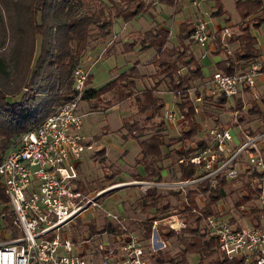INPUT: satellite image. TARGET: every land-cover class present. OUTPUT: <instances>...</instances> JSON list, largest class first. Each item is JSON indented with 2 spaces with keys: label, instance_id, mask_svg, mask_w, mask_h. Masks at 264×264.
<instances>
[{
  "label": "trees",
  "instance_id": "1",
  "mask_svg": "<svg viewBox=\"0 0 264 264\" xmlns=\"http://www.w3.org/2000/svg\"><path fill=\"white\" fill-rule=\"evenodd\" d=\"M159 1L170 7L174 4V0ZM214 3L216 10L211 16H219L223 13L220 0H214ZM151 5V2L144 0H0V158L16 137L37 126L56 105L74 94L72 72L90 43L106 38L111 33L115 19L127 22L146 12ZM233 5L238 15V22L235 24L238 33L233 37L237 46L232 56H224L214 65L215 69L224 74H233L238 62L258 58L256 41L250 34V29L264 22V6L261 0H233ZM192 29L191 22H179L175 36L176 46H168L166 29L157 25L137 33L131 42L121 46L122 52H129L136 45L141 51L152 49L154 56L150 64L156 70L155 77L161 75L151 87L143 88L135 97L136 112L143 115L142 123L123 119L118 129L124 132V137L136 139L138 151L135 161L140 165L142 175L134 174L133 180L162 181L160 163L162 159L170 156H174L178 180L188 179L195 173L191 164L178 162L193 152L191 142L197 147L204 144L201 138L194 139L199 127L188 95V90L193 89V97L199 96L192 82L203 79L201 65L189 51ZM212 53H223L217 39L214 41ZM140 78L142 75L136 68H132L99 88L85 89L81 100L99 101L101 95L117 88L123 80L128 79L127 85L133 87V80ZM161 81L167 91L174 93L178 100L176 108L182 115V120L178 122L177 136L168 138L164 144L168 148L165 153L161 150V137L165 130L162 120L163 104L156 95ZM88 82L89 76L86 77L85 84ZM118 94L119 97L123 95L121 90H118ZM203 99L210 102L211 98L204 96ZM211 101L224 103L225 99L218 97ZM258 101L264 106V93L259 95ZM247 102L250 108L245 111L246 114L262 115L255 100L250 99ZM241 106V101L235 99L233 106L228 107L229 112H237L235 119L239 123L243 121ZM143 131H147L148 135L140 138L141 134L137 133ZM256 131H264V116ZM174 144H178V147L173 148ZM261 151L264 155V147ZM240 179V190L244 194L232 200V207L238 212V206H245L250 226L264 228V208L259 209L253 203L256 188L250 185L248 177L242 176ZM234 182L236 179L227 183L221 180L213 188H208L207 182L198 183L194 188L186 190L188 205L181 202L178 192L168 191L179 200L176 209L180 206L183 208L174 212L188 213L191 221L178 233L170 230L165 235L161 234L164 239L175 237L179 248L173 254L158 251L150 258V264H188L186 255L197 257L194 264H241L240 261L228 259L219 252L215 241L199 230V217L189 212L196 207L194 199L200 193L203 195L204 206L199 211L202 214H212V206L224 197V189ZM78 187L81 188V185L78 184ZM0 203L3 224L9 228L11 215L5 206L7 199L1 189ZM136 205L144 213L153 209L152 215L139 222L141 237L147 239L150 221L169 214L167 211L171 205L153 187L144 191ZM87 229L90 236L103 232L119 233L116 227L105 220L98 227L92 222Z\"/></svg>",
  "mask_w": 264,
  "mask_h": 264
},
{
  "label": "built area",
  "instance_id": "2",
  "mask_svg": "<svg viewBox=\"0 0 264 264\" xmlns=\"http://www.w3.org/2000/svg\"><path fill=\"white\" fill-rule=\"evenodd\" d=\"M205 1L208 0H189V5L198 8ZM261 2L264 6V0ZM191 23L189 40L192 43L205 49L217 39L224 55H233L230 48L233 34L228 26L213 27L208 16L207 19L198 17ZM165 29L169 40L173 23ZM248 62L245 68L233 74L214 71L206 79L205 96L212 100L224 98L226 104L231 102L229 107L239 99L242 111L246 105L244 96L254 88L255 79L264 76V63L256 59ZM86 77L87 71L77 65L72 72L74 94L56 105L37 126L16 137L0 158V189L11 215L10 227L1 225L5 238L0 239V264H150L152 255L165 249L161 234L170 230L178 233L189 222L186 212L169 213L151 220L149 236L143 239L142 230L136 233L128 229L123 217L101 208L98 199L106 189L92 194L81 193L78 187L82 182L78 172L80 157L83 151L92 149L80 134L82 118L87 114L79 109ZM188 95L196 116L195 103L201 101V96L193 97L190 90ZM251 95L256 102L257 96ZM236 113H231L234 118ZM162 120L174 125L182 120V115L177 109L168 107L162 111ZM206 129L201 137L204 144L197 147L191 142L193 152L178 160L194 167L191 177L159 182L132 180L130 184L142 185L144 189L176 191L181 202L188 205L186 190L198 183L207 182L208 188H213L218 181L227 183L245 176L256 188L253 203L259 209L264 208V155L261 151L264 131H244L235 119L231 126L213 125ZM194 200L196 207L189 212L199 217V230L215 241L219 252L241 264H264V228L252 227L249 222L244 225L238 217L245 215L238 216L220 207L218 202L222 199L214 204L212 214L199 211L204 206L202 194ZM90 208L101 210L102 219L116 227L119 233L112 235L110 240L99 239L92 247L80 251L77 243L66 234L67 225ZM243 208L246 207L238 206V212L242 213ZM0 219L3 220V214Z\"/></svg>",
  "mask_w": 264,
  "mask_h": 264
},
{
  "label": "rangeland",
  "instance_id": "3",
  "mask_svg": "<svg viewBox=\"0 0 264 264\" xmlns=\"http://www.w3.org/2000/svg\"><path fill=\"white\" fill-rule=\"evenodd\" d=\"M144 1L151 2L152 4L146 12L136 15L133 19L127 22H123L121 19L114 20L111 30L112 32L106 38L102 39L104 43L101 47H103L105 43L108 47L107 49H104L105 51L103 50L102 54H100L101 58L90 68L88 72L90 83L88 82L86 87L94 89L99 88L110 79L127 73L132 68H136V70L138 69L142 73V78H140V80L134 79L133 87L127 85L128 79L123 80L117 88L103 94L99 101H91L92 103L90 102V106L88 105L85 107L86 110H89L91 113L88 115L86 114L82 118V129L80 133H82L83 130V133L87 136L88 140L93 143V147L91 150H85L81 153L80 163L78 165L79 178L85 183H80L81 193L92 194L98 190L106 189L102 193L103 195L98 199L101 208L123 217L126 221L127 228L136 233H138V230L140 229L139 222L143 221L147 216L152 215L153 209L151 212L148 211L147 213H144L136 205L139 197L146 190L142 185L130 184L133 180V175L140 167L135 161L138 147L136 139L124 137V132L119 131L118 129L121 125V120L123 119L129 122L137 121L142 123L143 115L136 112L135 97L143 88L151 87L154 81L161 78V75L158 74L155 77L154 74L156 73V70L150 65V58L154 55L152 49L141 51L136 45L131 51L122 52L121 44L131 42L138 32L144 31L150 26H159L163 24L168 27L172 22L173 32L167 44L168 46H176L177 42L175 36L178 33L177 25L179 22H194L198 17L207 19V16L212 21L213 27L223 28L228 26L233 35L238 33L235 26L238 22V15L234 9L233 0H220L223 13L219 16H211V13L216 10L214 0L202 2L198 8L189 5V0H174L172 7L161 3L159 0ZM124 23H126V29L132 31V35H129L130 33L126 35V32L120 33V28ZM250 34L256 41V48L258 49L259 56L261 54V57L264 58V22L260 23L256 28H251ZM112 36H114L113 39ZM98 42L99 41L97 40L90 43L89 47ZM236 46V42L231 44L230 48L232 51ZM101 47L98 46L97 49L87 52V56H90L92 60L98 54ZM189 51L195 59H199L204 53H206L207 56L202 59L200 63L202 74L205 77L204 80H195L192 82L193 87L199 92V96H201V101L195 103V106L198 109V114L195 119L199 127L198 134L194 137L195 139L204 136L207 130L206 128L213 125L230 126L235 118L231 112L228 111V107L231 104L230 101L229 105H226L227 102H212L211 99L209 102L203 99L207 90L206 79L209 74L211 75L214 72L212 71V65L207 63V60L211 58L209 50H203L196 44L191 43L189 44ZM256 60L264 63L263 61H260L259 58ZM82 61L83 58H80L78 65L80 64L84 69L88 66L89 62ZM118 90H121L124 97L123 95L119 97ZM192 90L193 89H190V92H192ZM157 92L156 95L162 100V111L168 107L174 111L177 109L176 103L178 100L172 95V93L166 90L163 81H161L160 85L157 87ZM252 93L258 98L259 95L264 93V88H255L254 86L248 95L244 96V102H246V105L241 113L243 114V121L245 122L239 123L236 119L235 120L244 131L254 133L261 122L262 116H264V106L260 105L257 99L256 102L262 111V115L245 113V110L250 108V104L247 101L253 98L251 95ZM119 101H122L123 105L105 110L111 105L118 104ZM83 108L84 103L80 102L79 109L81 112L83 111ZM203 124L205 126H203ZM164 127V135L161 137L163 142L161 150L163 153L168 150L164 145L167 139L177 136L178 123L174 125L164 124ZM137 134H141L139 136L140 138H144L148 135L147 131ZM85 140L87 141V139ZM172 147L177 148L178 144H174ZM101 149L103 150L102 153L100 152ZM160 164L162 166V171L160 173L163 181H174L177 179L178 173L174 163V156L162 159ZM140 171L142 172V169H140ZM140 171L138 170V172ZM240 185L241 179L238 178L236 182L231 183L229 187L224 189L225 195L222 198V201L218 202L220 207H225V209L227 208L226 210H231L233 214L235 211L231 209L232 200L236 196L242 194ZM156 190L171 205L167 213L180 210V207L176 209L179 200L172 194H169L168 190L163 188H157ZM247 211L246 208H243L242 213L235 212L238 216L245 215L244 217H238L244 225H248L246 216ZM167 213H162V215ZM80 216L82 217L81 219H75L70 225H67V227H69L68 230L71 231L76 241H81L82 237L88 238V236H90L87 229L88 224L93 222L98 227L103 222L101 210L90 208L88 211L81 213ZM190 221L191 220H189V222ZM1 225H3V223L0 219V239L5 238V235L1 230ZM104 238L105 236L101 235V240H104ZM95 241H97L96 237L90 240V244H93ZM178 248L179 245L176 242L175 237H171L167 239V242L165 241V249H163V251L173 254ZM196 258L195 255H186L188 264H194Z\"/></svg>",
  "mask_w": 264,
  "mask_h": 264
},
{
  "label": "crops",
  "instance_id": "4",
  "mask_svg": "<svg viewBox=\"0 0 264 264\" xmlns=\"http://www.w3.org/2000/svg\"><path fill=\"white\" fill-rule=\"evenodd\" d=\"M157 24V23H156ZM154 26V25H153ZM160 27H162V28H165L166 26L165 25H163V24H161V25H159ZM150 27H152V26H150ZM149 27V28H150ZM177 28H178V25H177ZM112 30V29H111ZM126 29V23H124L123 24V26L120 28V33H125L126 32V35H128V33H130L129 35H132L131 33H132V31H130V30H127ZM147 30V29H146ZM178 30V29H177ZM145 31V30H144ZM112 32V31H111ZM141 32H143V31H141ZM141 32H138V33H141ZM177 35V34H176ZM233 37H234V35H233ZM127 39V38H126ZM99 42L97 43V44H94L93 46L91 45V47H88L87 49H85L83 52H82V54H81V57L80 58H83V61L82 62H86V61H88L89 63H88V66H86V68H84L83 69V67H81V65L79 64V66L83 69V70H85V71H87V76H89L88 75V72H89V70H90V68L92 67V65H94L100 58H101V56H100V54H102V52H103V50L106 48L107 49V47H108V45H106V43L104 44V46L103 47H101V45L104 43L101 39H99L98 40ZM101 41V42H100ZM233 42H234V40H233ZM98 46H100L101 47V49H100V51L98 52V54L91 60V57L90 56H87V52H89V51H93L94 49H97L98 48ZM121 46H122V44H121ZM206 49H208L209 50V55L211 56V58H209L208 60H207V63L208 64H210V65H212V71H218L217 69H215V67H214V65L217 63V62H219L225 55H224V53H220V54H218V55H215V54H213L212 53V50H213V45L211 46V45H209V46H207L205 49H203V50H206ZM105 51V50H104ZM222 54V55H221ZM154 56V55H153ZM152 56V57H153ZM207 56H206V53H204V54H202L201 56H200V58L198 59V62H199V64L201 63V60L202 59H204V58H206ZM259 59H260V61H263L264 62V58H262L261 57V54H260V56L258 57ZM151 59V58H150ZM249 62H238L237 63V67H236V70L235 71H238L239 69H241V68H245L246 66H247V64H248ZM143 64V63H142ZM151 65V64H150ZM151 67H152V65H151ZM201 70H202V68H201ZM137 71H139L138 69H137ZM139 73L142 75V73L139 71ZM203 75V74H202ZM209 76H210V74H209ZM208 76V77H209ZM207 77V78H208ZM204 75H203V80H204ZM111 80V79H110ZM137 80V79H136ZM138 80H140V79H138ZM90 83V82H89ZM87 85V84H86ZM264 88V76H261V75H259L256 79H255V88ZM86 88H90V87H86ZM85 88V89H86ZM246 92H248V91H246ZM108 93V92H107ZM158 93V92H157ZM263 94V93H262ZM100 97H102V95L100 96ZM81 102L82 103H84V108H83V113H87V115L89 114V113H91L89 110L87 111L86 110V108L85 107H87L88 105L90 106V100L89 101H83V100H81ZM120 105H123V103H122V101H119L118 102V104H116V105H111L110 107H108L107 109H105V110H108V109H110V108H114V107H117V106H120ZM227 105V104H226ZM260 109V108H259ZM246 111V110H245ZM260 112L262 113V111L260 110ZM243 122H245V121H242L241 123H243ZM81 129H82V124H81V127H80V131H81ZM85 139H87V141L86 142H88V144H90V145H92L93 143L90 141V140H88V138H87V136H85V134L83 133V130H82V133H80ZM92 147H93V145H92ZM102 150V149H101ZM140 169H141V167H139V171H140ZM138 170H137V172H138ZM135 172V174H138V175H142V172L140 171V172ZM82 181V180H81ZM82 183L83 184H85L83 181H82ZM122 211V210H121ZM150 212L152 211V209L151 210H149ZM121 213V212H120ZM82 217L79 215L77 218H75V219H81ZM74 219V220H75ZM145 219V218H144ZM103 221H104V219H103ZM106 221V220H105ZM134 221H135V219H134ZM73 222V221H72ZM71 222V223H72ZM108 222V221H107ZM2 223H3V221H2ZM70 223V224H71ZM69 224V225H70ZM68 228L69 227H67V232H66V234L70 237V239H71V241H72V233H71V231H69L68 230ZM141 229H139L138 230V232L140 233L141 231H140ZM101 235H104L105 236V238H104V240L105 239H111V236L112 235H115V234H107V233H105V232H103V233H100V234H94L93 236H88V238H83L82 237V239H89V240H92V238H94V237H96L97 238V241L100 239L101 240ZM97 241H95L93 244H90V241L89 242H87V243H84L83 241H76L75 239H74V241H73V243H77V249L78 250H80V251H82V250H85L86 248H89V247H92ZM165 241L167 242V239H165ZM80 242V243H79Z\"/></svg>",
  "mask_w": 264,
  "mask_h": 264
}]
</instances>
